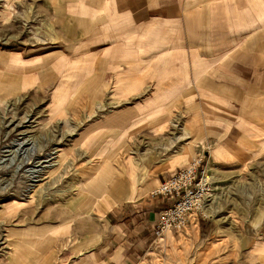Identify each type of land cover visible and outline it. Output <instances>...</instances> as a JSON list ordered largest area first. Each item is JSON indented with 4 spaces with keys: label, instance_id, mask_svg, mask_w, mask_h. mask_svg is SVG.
<instances>
[{
    "label": "rangeland",
    "instance_id": "374dc122",
    "mask_svg": "<svg viewBox=\"0 0 264 264\" xmlns=\"http://www.w3.org/2000/svg\"><path fill=\"white\" fill-rule=\"evenodd\" d=\"M46 2L0 0V264H73L103 248L107 213L133 202L136 190L156 212L167 205L152 195L166 178L153 182L157 174L149 166L132 173L129 165L146 166L161 151L186 152L206 136L203 123L194 131L189 117L184 130L169 127L156 140L130 134L117 126L124 115L111 93L98 91L97 77L71 89L65 102L57 100L67 64L60 50L68 49L65 30L74 22L48 11ZM16 55L37 61L35 84H21L16 62L8 67ZM179 135L184 139L174 141ZM207 148L187 161L201 157L211 179L204 207L184 227L155 234L139 264H264V149L221 164L215 156L209 161ZM51 153L56 158L42 165L53 166H36ZM32 168L40 169L39 178Z\"/></svg>",
    "mask_w": 264,
    "mask_h": 264
},
{
    "label": "crops",
    "instance_id": "0c3cea01",
    "mask_svg": "<svg viewBox=\"0 0 264 264\" xmlns=\"http://www.w3.org/2000/svg\"><path fill=\"white\" fill-rule=\"evenodd\" d=\"M45 7L74 22L65 30L68 49L60 50L67 64L57 100L65 102L71 89L97 77L98 91L111 93L124 115L117 126L130 134L156 140L154 134L169 127L184 130L186 117L194 131L203 123L206 136L193 148L161 151L148 156L146 166L132 162L129 172L149 166L155 182L207 147L209 161L215 156L221 164L264 149V0H47ZM9 60L8 67L17 63L12 69L21 84L36 83V60L20 55ZM72 62L76 68L68 71ZM68 77L74 78L71 85ZM138 195L136 190L133 202L107 213L110 233L103 248L73 264L140 263L138 254L156 238L159 211L146 194Z\"/></svg>",
    "mask_w": 264,
    "mask_h": 264
},
{
    "label": "built area",
    "instance_id": "2783aa9c",
    "mask_svg": "<svg viewBox=\"0 0 264 264\" xmlns=\"http://www.w3.org/2000/svg\"><path fill=\"white\" fill-rule=\"evenodd\" d=\"M211 185L203 160L198 156L160 182L152 195L161 198L167 205L158 212L154 222L155 234L161 235L167 229L184 227L189 215L204 207Z\"/></svg>",
    "mask_w": 264,
    "mask_h": 264
},
{
    "label": "bare ground",
    "instance_id": "6f19581e",
    "mask_svg": "<svg viewBox=\"0 0 264 264\" xmlns=\"http://www.w3.org/2000/svg\"><path fill=\"white\" fill-rule=\"evenodd\" d=\"M21 143V142H20ZM23 143V142H22ZM32 149V148H31ZM49 159H47V160H45V161H38L37 162V165L36 166H40V168L42 169V168H47V167H51V166H53L54 165V163H52V164H45V165H42L44 162H51L52 160H54V158H56L55 156H54V153H51L49 156ZM35 167V166H34ZM209 168V167H208ZM208 168H207V170H208ZM33 169V168H32ZM30 174H33V178H39L41 175V173H40V169H33L32 171H31V173ZM33 181H38V179H35V180H33Z\"/></svg>",
    "mask_w": 264,
    "mask_h": 264
}]
</instances>
